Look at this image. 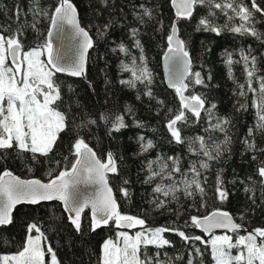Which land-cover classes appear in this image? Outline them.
<instances>
[{
	"label": "snow or ice",
	"instance_id": "obj_1",
	"mask_svg": "<svg viewBox=\"0 0 264 264\" xmlns=\"http://www.w3.org/2000/svg\"><path fill=\"white\" fill-rule=\"evenodd\" d=\"M98 3L109 10L107 21L96 25V36L103 38L109 29L118 23L112 15L116 4L115 0H98ZM170 3L175 18L169 25L166 36L163 66L167 75L166 83L169 88L174 89L179 100L177 109L167 107L165 101L154 94L155 76L149 67V60L140 39V27H130L128 32L132 47L140 50L138 57L132 55L131 49L123 41L111 51H119L130 57V62L120 61V70L131 73L128 79H122L120 83L137 89V100L141 99V93L150 101L154 100L157 114L164 112L167 143L186 145L188 153L196 157L189 160L184 169L181 167L182 158L179 155H157L155 160H147L143 166L147 172L143 181L145 184L153 183L159 178V182L152 189L154 195L150 204L156 209L167 207L168 211H175L179 218L182 215L180 209L183 208L180 203L181 196L193 201L190 207H195L197 197L201 207L204 206L208 186V176L205 173L212 168L214 161H219L226 152L231 151L233 141L230 129L234 126L230 116L217 114V105L211 102L204 92L195 91L196 86L209 88L213 77L210 71L205 76L200 71L192 70V56L188 42L180 35L179 22H191L197 10L204 9L206 14L198 16L195 31L211 32L217 36L227 31L248 35L264 42V33L256 28L255 21L256 13L264 15V8L257 0H251L250 6L245 0H170ZM28 12L32 15L30 24L26 21L19 22L21 16H26V13L23 8L17 6L15 29L11 26H0V165L15 158L22 161L24 167L31 171L28 160L39 162L38 154L40 157H48L61 139V133L72 135L69 154L73 160L54 176L49 171L51 178L47 182L35 178L22 179L11 169L4 167L0 171V228L13 223L12 213L17 205H39L41 202L55 200L62 202L68 220L78 234L81 233L82 217L86 209L90 210L88 227L92 232L110 223L117 228L141 227L134 235L119 231L116 239H105L101 246L99 264H175V261L183 257H169L168 253L164 252L165 259L160 258L159 250L171 245V241L164 236L166 232H174L186 244L191 243L192 252L189 253L187 264H193V253L196 256L202 255L200 248L195 246L196 241L210 246L214 264H264V227L238 235L235 242L227 233H213V230L218 228L238 233L243 227L226 211L216 209L207 215H192L184 222L185 227L199 228L208 234L207 240L202 236L187 235L175 223L168 227H144L145 219L120 211L108 177L109 174L119 175L118 162L122 161L123 157H117L114 152L107 151L102 160L86 139L92 126H98V120L91 118L87 112L73 114L70 107L61 110L63 97L57 73L86 77L87 54L95 43L93 36L89 34L88 29L81 26L80 13L72 0H56L51 8L41 7L40 0H31ZM120 12L123 13L122 8ZM96 14L100 15L99 9ZM218 14L224 17V23H217ZM157 15L156 9L143 3L133 9V18L139 25L155 20ZM42 19H47L49 25L44 33L37 27ZM237 19L240 23L233 24ZM157 23L160 25L158 30L163 29V21ZM26 28H31L37 33V42L27 50L23 42ZM5 32L8 34L5 35ZM54 36L69 41L67 47L61 43V48L65 49L63 52L54 46ZM72 41H75L74 45ZM221 56L224 57L223 63L228 78L236 85V94L240 97H247L248 93L253 94L251 106L256 110V120L254 126L248 128L241 143L246 151L264 156V148L257 147L255 135L256 132L264 134V74H261L258 67V58L253 54L251 46L248 49L240 48L238 59L234 60V52L228 49H224ZM234 64L243 65L244 83L235 79L232 70ZM254 83L256 86H253ZM138 84L142 88L138 89ZM68 92H73L71 85H68ZM247 108V103L238 102L237 111H247ZM125 115L133 116L136 127H146L144 122L135 119L131 105L125 106L124 113L111 118L106 113H101L98 119L103 121L105 126L110 125L107 127V135L112 137L114 132L119 133L121 129L128 127ZM202 124L206 125L202 128L203 134H186L188 129ZM151 131L155 133L157 129L152 128ZM216 133H222L223 139H217ZM137 144L139 151L134 155L148 153L157 146L156 141L143 135L137 137ZM25 154L31 155L26 157ZM251 158L256 161L257 155ZM64 160L67 161L68 157H64ZM55 163L59 165L60 161ZM256 172L260 182L264 184V160L259 161ZM128 184V179L121 180L119 192L125 198H130L131 195L129 188L124 187ZM89 187L92 188L91 191L88 190ZM214 191L216 198L221 202L229 197V189L225 187L223 179V169L216 171ZM244 192L253 193L248 199L255 204L253 189L246 186ZM261 199L264 202V196ZM172 203L177 204L176 209L168 207ZM26 232L24 244L15 253L0 255V264H45V246L47 254L50 255L49 264H60L51 244L47 243L45 232L41 231L37 222L29 223ZM0 239L7 243L6 238ZM150 245L157 249L152 255L147 251ZM232 249L238 250L236 255L232 254ZM197 264L201 262L197 261Z\"/></svg>",
	"mask_w": 264,
	"mask_h": 264
},
{
	"label": "trees",
	"instance_id": "obj_2",
	"mask_svg": "<svg viewBox=\"0 0 264 264\" xmlns=\"http://www.w3.org/2000/svg\"><path fill=\"white\" fill-rule=\"evenodd\" d=\"M56 0H40L41 7L51 8ZM250 6L251 0H245ZM80 13V22L83 27L89 30L93 36L94 47L89 52L87 61L86 77H72L67 74L57 73V78L61 82V94L63 103L61 110L70 107L73 114L80 115L87 112L91 118L98 120V126L93 125L91 132L86 137L90 146L94 148L97 155L103 160L107 151L114 152L117 157H123L119 161V175L111 174L109 183L114 190L118 200L120 211L128 215L140 216L145 219L144 227L157 228L168 227L175 223L180 230L185 231L187 235L202 236L205 240L209 239L208 234L199 228L191 226L185 227L184 222L192 215H207L210 212L220 209L230 213L238 224H242V230L235 233H227L236 241L238 235H245L257 227H264V184L256 172L259 161L264 160V156L251 151H246L241 143L247 134L249 127H253L256 120V110L251 106L253 94L248 93L247 97H240L236 94V85L233 80L228 78L227 69L223 63L224 57L221 53L224 49L234 52L233 59H238L240 48L251 50L258 58V67L261 74H264V42L248 35L234 34L232 32H222L217 36L215 33L195 31V23L199 15H204V9H198L191 22L181 20L179 22L180 35L188 42L189 51L192 56V70L200 71L202 75H207L210 71L212 81L209 88L205 89L196 86V92H204L208 99L217 105V114L230 116L233 120V127L230 129L232 136L231 151L226 152L219 161L212 163V168L205 173L208 176V186L206 188L204 206L201 207L199 197L195 201V207H190L193 201L181 196L180 203L183 208L180 209L182 215L177 218L175 211H168V208L156 209L150 201L153 199L152 189L159 182V178L150 184L143 181L147 172L144 164L147 160H155L157 155L181 156L182 169L188 166V161L196 157L188 153L186 145H177L167 143L168 133L164 128V112L157 114L156 102L150 101L141 93V99L137 100V89H132L120 83L122 79H128L129 72L120 70V61L130 62V57H126L119 51L112 52L111 49L123 41L134 56H139L140 50L132 47V40L128 35L130 27H140L141 42L144 45L145 55L149 60V67L155 76L153 86L154 94L163 99L167 107L173 110L179 107V100L174 91L166 86L162 70L163 52L166 48V36L169 31V25L175 18L174 9L170 0H115L116 10L112 15L118 23L109 29L108 34L103 38L96 36V25L105 23L109 17V10L104 9L98 3V0H72ZM154 8L158 11L156 19L139 25L133 18V9L138 8L140 4ZM257 3L264 8V0H257ZM31 0H0V26H11L15 29L17 24L16 8H23L26 16H21L20 23L32 22V15L28 12ZM123 9L121 14L120 9ZM99 9L100 15L97 16L96 10ZM163 21V29L158 30L160 25L157 21ZM256 28L264 33V15L256 13ZM217 23H224V17L218 14ZM239 24L237 19L232 22ZM48 20L42 19L37 25L39 31L44 33L48 29ZM8 33L5 32V35ZM25 50L37 42V33L31 28H26L24 32ZM233 75L235 79L244 83L243 65H233ZM68 85H71L73 92H68ZM91 85V86H89ZM253 86H256L254 83ZM137 88H142L137 85ZM191 91V89H190ZM189 94V93H187ZM239 103H247V111H237ZM79 104V106H77ZM131 105L134 109L136 120L145 123V128H138L133 123L132 115H125V123L128 127L121 129L119 133H113L112 137L107 135V127L104 122L99 120L101 113H106L110 118L116 114L124 113L125 106ZM206 125L195 126L187 130V135L203 134L202 128ZM152 128H156L154 133ZM143 135L156 141V148L148 153L134 155L139 151L137 137ZM258 148H264V134L255 133ZM217 139L222 140L223 134L216 133ZM72 139L71 133H61V139L57 142L52 153L48 157H40L38 161L28 160L31 171L24 167L22 161L11 158L0 165V171L4 167L11 169L15 174L22 178H38L42 181H48L51 177L49 171L54 176L63 167L69 165L73 157L69 154V142ZM11 155V154H10ZM31 154H25L30 157ZM257 155V160L253 161L252 156ZM64 157H68L65 161ZM60 161L57 165L55 162ZM223 169V179L225 187L229 189V197L221 202L216 198L214 191V181L216 171ZM251 177L252 179H247ZM128 179V187L131 193L130 198H125L120 192L121 180ZM179 179V176H177ZM234 181V183H233ZM243 181V183L241 182ZM167 183V181H165ZM253 189L255 204L248 199L253 193H245L244 188ZM172 209L177 208L176 203L168 205ZM241 217H243L241 219ZM37 222L41 226V231L47 236V243L51 244L56 253L60 264H99L101 257V246L105 239L114 237L118 230L135 231L141 230V227L133 229L117 228L113 223L108 226H102L95 232L89 230L90 211L87 210L82 217L81 233H77L68 220L62 205L58 202L42 203L39 205H21L13 213V223L9 226L0 228V254L15 253L18 248L24 244L26 238V229L29 223ZM225 234V233H214ZM165 238L171 241V245L165 246L161 251V259H165L164 252L169 257L175 258L182 256L183 259L175 261V264H187L189 253L192 252V246L189 242L186 244L176 233L166 232ZM195 246L200 248L201 256L193 253V264L200 261L201 264H214L211 255L210 246H205L200 241L195 242ZM148 254H154L157 249L149 246ZM237 249H232V254H237ZM45 252L47 247L45 246ZM49 254H47V259ZM46 264H49L47 261Z\"/></svg>",
	"mask_w": 264,
	"mask_h": 264
},
{
	"label": "water",
	"instance_id": "obj_3",
	"mask_svg": "<svg viewBox=\"0 0 264 264\" xmlns=\"http://www.w3.org/2000/svg\"><path fill=\"white\" fill-rule=\"evenodd\" d=\"M82 26V25H81ZM70 27V26H69ZM53 43H54V46L59 50V51H61V52H63L65 49L64 48H61V43H63L66 47L69 45V41L68 40H66V39H64V40H62V38L61 37H59V36H54V39H53ZM72 44L74 45L75 44V41H72ZM90 50L91 49H89V51H88V54H87V61H88V57H89V52H90ZM86 70H87V63H86ZM162 70H163V76H164V81H165V84H166V86L168 87V85H167V83H166V80H167V75H166V72H165V69H164V66H163V58H162ZM63 74H65V73H63ZM68 75V74H67ZM70 76V75H69ZM169 88V87H168ZM170 89H172V88H170ZM186 95H187V93H186ZM15 174V173H14ZM17 175V174H16ZM111 174H109V176H110ZM22 178V177H21ZM22 179H34V177L33 178H22ZM35 179H38V178H35ZM108 179H109V177H108ZM43 182H47V181H43ZM110 184V183H109ZM111 186V185H110ZM81 187H84V186H81ZM113 189V188H112ZM89 191H91L92 190V188L91 187H89V189H88ZM113 193H114V190H113ZM114 195H115V193H114ZM115 198H116V196H115ZM116 200H117V198H116ZM50 202H58V203H60L61 205H62V202H60V201H48V202H41L40 204H42V203H50ZM117 203H118V200H117ZM21 205H30V204H21ZM21 205H17V207L18 206H21ZM118 205H119V203H118ZM16 207V208H17ZM15 208V209H16ZM62 208H63V205H62ZM119 208H120V206H119ZM15 209L13 210V213H14V211H15ZM64 210V209H63ZM87 210H89V209H86L85 210V212L87 211ZM90 211V210H89ZM65 212V211H64ZM84 212V213H85ZM13 213H12V215H13ZM233 217V216H232ZM234 219V218H233ZM235 220V219H234ZM236 222V221H235ZM237 223V222H236ZM124 229H127V228H124ZM242 230V228L239 230V232ZM213 233H235V232H231V231H229V230H226V229H220V228H218V229H214L213 230Z\"/></svg>",
	"mask_w": 264,
	"mask_h": 264
},
{
	"label": "rangeland",
	"instance_id": "obj_4",
	"mask_svg": "<svg viewBox=\"0 0 264 264\" xmlns=\"http://www.w3.org/2000/svg\"><path fill=\"white\" fill-rule=\"evenodd\" d=\"M137 227H139V226H137ZM119 231H123V230H118L117 232H119ZM137 231H140V230L137 229V230H135V231H127V232H129V234H131V235H134L135 232H137ZM117 232H116V234H117ZM116 234H115L114 237H112L113 239H116ZM33 235H35V232H33ZM215 235H223V234H215ZM109 238H111V237H109ZM0 255H5V254H0ZM48 258H49V259H47V252H46V255H45V264L47 263V261L50 262V255H49Z\"/></svg>",
	"mask_w": 264,
	"mask_h": 264
}]
</instances>
